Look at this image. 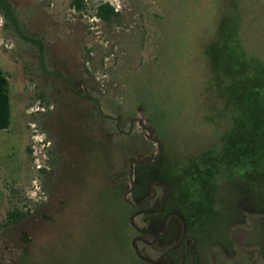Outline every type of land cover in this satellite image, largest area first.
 Listing matches in <instances>:
<instances>
[{"label": "rangeland", "instance_id": "obj_1", "mask_svg": "<svg viewBox=\"0 0 264 264\" xmlns=\"http://www.w3.org/2000/svg\"><path fill=\"white\" fill-rule=\"evenodd\" d=\"M72 1L0 0V70L10 100V124L0 130V264H137L131 240L139 236L123 195L134 180L130 161L145 157L178 168L172 172L191 205L183 217L213 226L220 238L234 217L238 180L214 155L236 113L207 48L225 15L241 53L264 64V0H83L81 10ZM101 3L118 11L111 24L95 16ZM253 127L256 170L264 164V113ZM189 166L210 178L202 192L200 181L179 179ZM237 177L245 180L244 172ZM114 181L124 188L115 186L117 198ZM245 181L264 197V175ZM152 191L158 203L164 190ZM203 196L211 206H197ZM12 209L27 215L5 226ZM259 219L231 232L245 264H264ZM200 253L198 264H222L215 251Z\"/></svg>", "mask_w": 264, "mask_h": 264}, {"label": "trees", "instance_id": "obj_2", "mask_svg": "<svg viewBox=\"0 0 264 264\" xmlns=\"http://www.w3.org/2000/svg\"><path fill=\"white\" fill-rule=\"evenodd\" d=\"M72 7L76 10H81L83 8V0H73ZM233 12H231V15H234L235 17L239 16L238 13ZM95 16L98 20L106 24H111L113 20L118 18L119 14L118 11H116L109 3H101L96 9ZM226 18L228 17H225L224 15L218 29L219 38L216 39L215 43L213 42L209 45L207 48V55L212 67L214 68L215 76L219 78V81L228 84L224 91L226 93H224L225 97L223 98L226 100L225 104L228 106V109L231 108L232 111L236 113L231 121V126L227 131L229 136L224 137L225 139L223 138L221 142V144H223V148L220 150L218 155H214V159L218 160V162H226V167L229 171V178H237L238 180L237 184L233 188L237 192V202L236 205L230 204V209L233 211L232 212L230 210L232 212L230 214L234 215L232 220L228 223L230 224L234 222V218L238 215L242 216L244 221H246L247 218L254 213H264V197L257 195L255 192L256 188L249 186L247 184L248 182L245 181H248V179L256 175V173L264 175V164L261 165L260 169H258L257 166V169L255 170L254 165L249 162L256 150L254 148H249L251 138L256 137V134L253 132V122L256 120V114L264 113V64L255 60L253 57H250L247 53H241L243 50L240 47L239 40H237V26L235 25L233 28L230 25L225 26ZM249 117L251 118L249 119ZM9 124V82L0 70V130H6L9 127ZM242 125H244V133H242L241 130ZM250 125L252 127L247 128V126ZM115 128L117 130L118 126ZM258 130L262 131V127ZM120 137L121 136H118V138ZM260 148H262L260 161L263 162L264 145L262 143ZM122 150H126V148L123 147ZM163 161V157H159L157 159H150L133 166V182L136 187L131 194V199L134 198L139 200L148 193V185L150 182H167L170 180V178L167 179V177L173 176V179H171L173 180V193L172 196L170 195L169 199H167L165 206L171 210H167L164 212V215H161L163 216V219L159 222L160 224H164V218L167 217V213H177L173 211V209L176 208V205L174 207L172 206L173 202L178 203V206L181 208L180 210L191 206L185 203L186 201L183 196L185 194L184 190L181 187H178V185L181 186L183 181L180 178H188L189 175V177L194 181H200L197 182L196 185L199 187L198 191L201 192L203 190L201 187L210 184L209 180H207L210 178L205 179L207 174H203L201 171H195L193 170L194 167L190 166L187 174H184L181 170L182 175L179 177L180 180H175L177 177H175L176 175L172 172V170L178 168L172 165H166L165 161ZM203 169L204 168H202V170ZM241 171L244 172L245 180H240V178L237 177ZM40 172L44 174L46 173L44 170H40ZM198 175L200 176L197 177ZM112 184L114 186V192L115 186L117 187V191L124 190L123 186H121L119 182L117 185L115 181ZM114 194L116 197V192ZM206 201V198L203 196V198L199 201L200 205L197 206L212 205V202L205 204ZM227 213H222L221 218L223 215H227ZM26 215V213H23L20 210L12 209L6 214L4 225L9 226V224H15ZM259 222L264 223V219H260ZM172 223H177V220L173 219Z\"/></svg>", "mask_w": 264, "mask_h": 264}, {"label": "flooded vegetation", "instance_id": "obj_3", "mask_svg": "<svg viewBox=\"0 0 264 264\" xmlns=\"http://www.w3.org/2000/svg\"><path fill=\"white\" fill-rule=\"evenodd\" d=\"M165 184L167 183L164 181L150 182L148 185V193L139 200L134 198L131 199V194L136 187L135 184L129 193L130 201L126 203L129 204L133 212L129 224L135 229L139 236L131 240V248L134 251L136 263L198 264V259L201 255L200 252L205 251L211 253L215 251L217 254L216 257L222 261V264H245V260L243 261L242 257L241 259L239 258V254L242 250L241 246L232 241L231 237L233 231L240 230L241 226H244L246 221H249L248 228H252L253 224L250 222L251 215L246 221H244L242 216L238 215L234 218V222L226 225L225 230L219 235L220 238L218 236H216L218 237L216 238L214 235L217 230H214L213 226L208 224L201 225L191 221L189 223L187 221L189 218L185 219L183 217V211L180 210L181 208L178 206V203L173 202L172 206L174 207L176 205L173 211L177 213H167V217L164 218V224H160L159 222L163 219L161 215H164L165 211L171 210L165 206L169 196H172L173 189L171 185L167 187ZM154 187L164 190L158 203H156V200L154 201L155 192L152 191ZM150 202H152V205L147 209L146 207ZM133 219H139L140 223L138 225L132 224ZM173 219L177 220V223H172ZM262 224L263 223L259 222L257 228ZM208 230L211 232L206 233ZM256 230L257 229L249 232L247 235L248 241H250L252 234ZM229 232H232L231 235ZM240 232L242 233V231ZM252 241L254 242V240ZM137 243L142 245L140 250ZM243 245L244 244H242V247ZM133 246L137 247L140 257L136 254ZM260 260H262V258H260Z\"/></svg>", "mask_w": 264, "mask_h": 264}, {"label": "water", "instance_id": "obj_4", "mask_svg": "<svg viewBox=\"0 0 264 264\" xmlns=\"http://www.w3.org/2000/svg\"><path fill=\"white\" fill-rule=\"evenodd\" d=\"M148 134L150 135V131H148ZM149 139L158 142V140L153 139L151 136H149ZM155 158H157V157H155ZM155 158H154V159H155ZM150 159H152V158L145 157V158H139V159H136V160H132V161H130V171H129V178H130V181L132 180V177H133V166L136 165V164H141L142 162L147 161V160H150ZM132 181H133V180H132ZM132 181H131L130 189H129V190H126V191L124 192V195H123V198H124V200H125L126 202H128V201H127L125 198H126V196L130 193V191L132 190V188H133V186H134V182H132ZM133 216H135V215H133ZM132 218H133V217H132ZM254 218H264V214H263V213H254V214H252L251 217H250V222H251V223H252V220H253ZM133 242H134V241H133ZM133 248H134L136 254L140 257V255H139V253H138V249H137V247H136V246H133Z\"/></svg>", "mask_w": 264, "mask_h": 264}, {"label": "built area", "instance_id": "obj_5", "mask_svg": "<svg viewBox=\"0 0 264 264\" xmlns=\"http://www.w3.org/2000/svg\"><path fill=\"white\" fill-rule=\"evenodd\" d=\"M36 168L38 169V168H40L39 166H36Z\"/></svg>", "mask_w": 264, "mask_h": 264}]
</instances>
